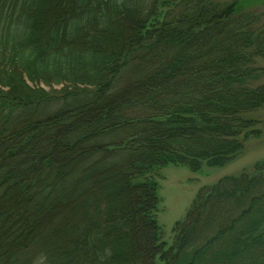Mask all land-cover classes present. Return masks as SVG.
Returning <instances> with one entry per match:
<instances>
[{"label":"trees","instance_id":"1","mask_svg":"<svg viewBox=\"0 0 264 264\" xmlns=\"http://www.w3.org/2000/svg\"><path fill=\"white\" fill-rule=\"evenodd\" d=\"M259 1L0 0V264H264V162L157 221L260 137Z\"/></svg>","mask_w":264,"mask_h":264},{"label":"rangeland","instance_id":"2","mask_svg":"<svg viewBox=\"0 0 264 264\" xmlns=\"http://www.w3.org/2000/svg\"><path fill=\"white\" fill-rule=\"evenodd\" d=\"M256 3L252 9L261 16L260 20L263 22L264 0ZM261 24L264 25V23H259V25ZM254 67L264 69V61H256ZM254 83L256 85L264 84V77ZM58 89L55 88V90ZM47 90L45 89V91ZM249 117L259 122V127L262 130L260 137L249 141L245 145L243 155L229 166L216 170L206 169L200 174H192L183 167L168 166L162 169L159 180L160 208L157 221L161 225L166 239L169 238L174 224L183 219L189 205L201 188L212 186L224 177L240 176L242 173L251 174L254 172V165L264 162V111L252 113Z\"/></svg>","mask_w":264,"mask_h":264}]
</instances>
